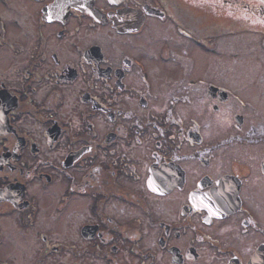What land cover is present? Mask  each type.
I'll use <instances>...</instances> for the list:
<instances>
[{
    "label": "flooded vegetation",
    "instance_id": "af4514ba",
    "mask_svg": "<svg viewBox=\"0 0 264 264\" xmlns=\"http://www.w3.org/2000/svg\"><path fill=\"white\" fill-rule=\"evenodd\" d=\"M235 1L0 0V264H264V0Z\"/></svg>",
    "mask_w": 264,
    "mask_h": 264
},
{
    "label": "rangeland",
    "instance_id": "374dc122",
    "mask_svg": "<svg viewBox=\"0 0 264 264\" xmlns=\"http://www.w3.org/2000/svg\"><path fill=\"white\" fill-rule=\"evenodd\" d=\"M238 3H239L238 1L230 0L229 5L228 4L227 5H217L215 11L218 13L235 14L237 13L236 6L238 5ZM195 6L199 7V5H193L190 7L193 13L198 14L202 12H205V13L207 12L206 10L201 11L199 10V8H196ZM225 16L227 18H231V17H228L227 15ZM196 19H195V15H193L191 18L189 17V19H183V22H185V25H190V23H192L194 24L192 28H196L195 27L197 23ZM213 19H214L213 24H211L208 28L209 30H211L212 28L213 30L214 29L216 30L217 37L220 38L216 42V46L219 47L220 50H223L228 53L230 66H233V68L237 67L238 68L237 71L240 70L239 67L247 68L249 69V71H250V68L254 69L255 66L258 65V62H257L258 57L256 59V54H257L256 48H260L259 42H258V36L255 34V25H247L245 28L243 25V27L240 28L239 27L240 21L235 19L234 17H233V20L226 19L221 16L214 17ZM247 19H250L249 15L247 16ZM229 24H232V26ZM155 25H153V27ZM162 26H163V30L161 29L162 31L159 30L153 34L155 37H165L168 39L169 42H171V44L178 46L176 49L181 50L185 48L186 51H189L190 55L192 54V47H191L192 44L190 42L177 36L175 33L170 34L169 29L172 30V27L169 24L165 23V25H162ZM197 26L198 28H202L204 31L207 29V26L206 27H202L201 25H197ZM202 33L203 31L201 32V34ZM225 33L228 34V36H225L226 35ZM200 54H197V50L195 49L193 50V55L197 59V61L195 60V66H192V68H190V71L194 72V74L196 75L203 74L206 72V70H203V68H200V63L203 60L202 57L201 58L199 57ZM189 56L185 53L183 54V62L187 66H188V63L190 62ZM218 60L219 62H222V60H225V59L221 56L217 58V61ZM262 61H264V58L262 59ZM156 66H157V69H156L155 75L159 77V80L161 81L162 85L166 84V81L168 80L169 77H172L174 79L178 78V74L174 75V74H171L169 71H167V67L169 66H167L166 64L158 62ZM221 66L222 65H220V67ZM185 70L186 68H183L184 73H185ZM216 71H218V69H216ZM183 75L186 76L188 74L185 73ZM188 76H191V75H188ZM259 80L261 81V84L259 85H264V73L260 74ZM261 188L262 190H264V185H262ZM259 216H260V219L264 222V212L259 213Z\"/></svg>",
    "mask_w": 264,
    "mask_h": 264
}]
</instances>
